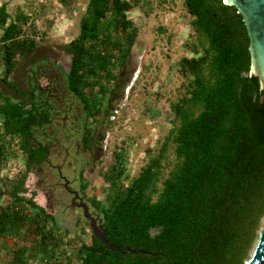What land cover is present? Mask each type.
I'll list each match as a JSON object with an SVG mask.
<instances>
[{
    "label": "trees",
    "instance_id": "obj_1",
    "mask_svg": "<svg viewBox=\"0 0 264 264\" xmlns=\"http://www.w3.org/2000/svg\"><path fill=\"white\" fill-rule=\"evenodd\" d=\"M183 1L192 17L196 53L179 63L188 78L186 94L171 104L173 127L159 154L128 185L121 181L123 164L114 165L107 174V202L92 199L103 215L106 238L120 250L108 249L92 233L91 243L74 247L81 264H247L259 241L264 224V90L259 76L251 72L247 26L238 7L224 0ZM135 5L131 0L89 1L79 36L66 46L72 53L74 84L78 75H97L95 62L117 79L106 67L116 55L123 65L135 44L138 30H130L133 21L128 19ZM9 16L1 5L0 41L8 72L14 56L29 55L36 48L34 40L19 38L17 20L6 25ZM120 32L123 41L116 38ZM88 42L95 49L88 50ZM100 45L118 54L104 57ZM26 104L25 99L0 100V179L17 137L23 138L19 149L29 168L41 164L47 153L29 142L33 114ZM171 149L174 160L165 172ZM24 191V178L6 190L11 201L0 204V237L36 235L32 253H41L50 264L62 228L55 215ZM127 248L148 253H130ZM26 250L19 249L11 264H27Z\"/></svg>",
    "mask_w": 264,
    "mask_h": 264
},
{
    "label": "rangeland",
    "instance_id": "obj_2",
    "mask_svg": "<svg viewBox=\"0 0 264 264\" xmlns=\"http://www.w3.org/2000/svg\"><path fill=\"white\" fill-rule=\"evenodd\" d=\"M89 1L0 0V6L5 4L10 15L6 25L17 20L22 30L19 38H30L36 43L38 51L28 55L30 59L27 63L34 66V62L37 64L42 59H52L71 64L72 53L66 46L79 36L82 19L88 14ZM131 1L136 4L128 12V19L133 21L130 30H138L135 44L123 65H119L116 55L106 67L118 75L117 79H112L105 69H99L98 62L94 64L97 75L89 78L95 79L96 88L101 86L107 91L105 93L98 89L97 99L103 102V106L110 103V115L105 120L102 143L95 152L94 168L87 171L81 180L75 170L76 166L70 167L66 162L63 167V174L72 180L71 188L78 189L79 184L87 183L82 195L91 210L99 213L92 199L107 202L106 189L111 185L107 174L114 165L123 164L125 170L121 181L128 185L150 159L159 154L173 127L171 104L178 102L187 91L188 78L181 71L180 60L196 56L192 17L183 0ZM20 14L26 17L24 21ZM3 32L4 28L0 25V37ZM116 38L123 41V32ZM99 47L104 57L112 52L118 54V51L111 50V46ZM93 48L88 42L87 49ZM2 52L0 41V75L3 69ZM20 63V67L25 66L24 60H20ZM23 75L24 69L17 77L21 86L22 80H25ZM23 97L25 99L23 95L18 96L20 99ZM66 158L67 161L75 159L70 151L61 155L57 149H52L50 160L54 164L62 163ZM24 160L15 140L10 146L9 159L1 171L0 190L3 193L0 204L11 201L6 190L24 178L25 191L22 194L55 215L62 228L59 233L60 246L51 252L50 264H81L75 259L74 247L83 242H92V230L82 215V209L71 204L72 195L64 189V181L51 165L44 163L37 166L24 177ZM173 160L171 149L164 161L165 172L170 170ZM38 239L32 233H22L11 238L0 237V264H11L16 252L25 247L27 264H47L41 253L33 255L32 247Z\"/></svg>",
    "mask_w": 264,
    "mask_h": 264
},
{
    "label": "flooded vegetation",
    "instance_id": "obj_3",
    "mask_svg": "<svg viewBox=\"0 0 264 264\" xmlns=\"http://www.w3.org/2000/svg\"><path fill=\"white\" fill-rule=\"evenodd\" d=\"M36 51H38L37 47L29 55ZM2 53L3 69L0 75V100L3 101L4 97H7L12 102H19L24 97L20 99L18 96H25L27 101L25 109L33 114L31 117L33 135L29 142L34 147L42 146L47 149L43 162L33 164L32 168L27 166L26 155L22 152L26 166L24 176L27 175L28 171H33L35 167L48 163L64 181V189L72 195L71 204L77 207L79 199L76 198L74 192H79V195L85 200L82 194L86 188H82L83 183L79 184L78 189L71 188L72 180L63 174V167L66 162L70 167L76 166L75 170L81 180L87 171L94 168L95 152L102 143V134L105 129V120L108 118L107 111H110V103L103 106V102L97 99L96 92L100 87H94L95 79L89 80L91 76L93 77L89 72L82 77L78 75L77 84L73 83L72 62L67 64L65 62L60 63L58 60L42 59L37 64L34 62L33 66L27 63L30 56L20 57L18 55L14 56L12 60L14 66L8 72L6 61L2 59ZM20 60L25 61V66L20 67ZM23 69V79L25 80H22L23 86H21L18 84L17 77ZM38 119L43 121H38ZM2 126L3 122L0 118L1 131H3ZM22 139L21 137L16 138L18 149ZM54 148L61 155L64 152H72L75 159L67 161L66 158L63 159L62 163L54 164L50 160ZM63 176H66L69 182H66Z\"/></svg>",
    "mask_w": 264,
    "mask_h": 264
},
{
    "label": "water",
    "instance_id": "obj_4",
    "mask_svg": "<svg viewBox=\"0 0 264 264\" xmlns=\"http://www.w3.org/2000/svg\"><path fill=\"white\" fill-rule=\"evenodd\" d=\"M228 4L235 5L244 17L250 37L251 51V72L258 75L261 80L262 89L264 90V0H224ZM264 95L262 96V99ZM261 99V100H262ZM66 182H69L66 176H63ZM79 199L77 207L82 209V215L89 221L92 233L105 246L113 251L120 250V247L112 244L106 238V230L103 215L91 210L90 205L79 195L74 192ZM126 252L130 253H148L145 249L127 248ZM247 264H264V226L260 231L259 241L254 253Z\"/></svg>",
    "mask_w": 264,
    "mask_h": 264
}]
</instances>
